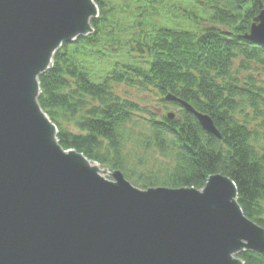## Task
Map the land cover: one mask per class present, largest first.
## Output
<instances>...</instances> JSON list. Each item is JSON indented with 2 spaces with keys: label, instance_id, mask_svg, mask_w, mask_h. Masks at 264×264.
<instances>
[{
  "label": "trees",
  "instance_id": "obj_1",
  "mask_svg": "<svg viewBox=\"0 0 264 264\" xmlns=\"http://www.w3.org/2000/svg\"><path fill=\"white\" fill-rule=\"evenodd\" d=\"M93 1V32L62 43L38 76L37 101L62 148L141 189H200L210 174L225 175L243 214L264 227V46L242 37L264 0ZM171 16L196 27L170 26ZM119 85L152 92L156 102L139 103ZM167 93L207 114L220 138ZM237 256L264 264L257 252Z\"/></svg>",
  "mask_w": 264,
  "mask_h": 264
},
{
  "label": "water",
  "instance_id": "obj_2",
  "mask_svg": "<svg viewBox=\"0 0 264 264\" xmlns=\"http://www.w3.org/2000/svg\"><path fill=\"white\" fill-rule=\"evenodd\" d=\"M97 13L93 0H0V264H243L239 252L264 255V227L243 214L229 177L141 189L59 144L37 101L38 76L62 43L93 32ZM242 37L264 45L261 2ZM164 98L220 138L207 114Z\"/></svg>",
  "mask_w": 264,
  "mask_h": 264
},
{
  "label": "rangeland",
  "instance_id": "obj_3",
  "mask_svg": "<svg viewBox=\"0 0 264 264\" xmlns=\"http://www.w3.org/2000/svg\"><path fill=\"white\" fill-rule=\"evenodd\" d=\"M193 8H194L193 13H195L197 16H199L202 19H205L209 14L208 10H205V9L200 8L198 6H195ZM177 22H181V23H179V25L184 27V28H187V29H194L196 27L195 23H193L189 19H183L180 16H176L175 18L171 16L170 18H168L167 23L170 26H177V24H176ZM202 24L204 25V22H200L201 26H202ZM117 90L120 94H122L124 96H129V98H132L133 100H135L139 103H145V101H147V102H150V104H152V103L156 102V96L152 92H138L133 88H126V87H123L122 85H119L117 87ZM125 91L127 93H125ZM170 110H174V109L171 108ZM71 130L76 132V129L74 127H71ZM109 171H111V170H109ZM159 187H163V186H159ZM167 188H169V187H167ZM236 256H237V254H236Z\"/></svg>",
  "mask_w": 264,
  "mask_h": 264
}]
</instances>
